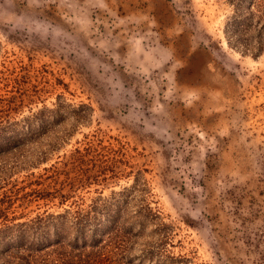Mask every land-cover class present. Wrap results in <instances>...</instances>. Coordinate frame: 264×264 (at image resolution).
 <instances>
[{
    "label": "rangeland",
    "instance_id": "374dc122",
    "mask_svg": "<svg viewBox=\"0 0 264 264\" xmlns=\"http://www.w3.org/2000/svg\"><path fill=\"white\" fill-rule=\"evenodd\" d=\"M226 12L217 0H0V69L28 72L8 86L13 119L54 115L27 146L46 160L10 173L0 206L23 210L16 221L70 206L18 198L76 146H116L124 170L101 189L145 179L172 225L163 264H264V52L227 43Z\"/></svg>",
    "mask_w": 264,
    "mask_h": 264
},
{
    "label": "trees",
    "instance_id": "16d2710c",
    "mask_svg": "<svg viewBox=\"0 0 264 264\" xmlns=\"http://www.w3.org/2000/svg\"><path fill=\"white\" fill-rule=\"evenodd\" d=\"M217 1L227 6L223 24L227 43L255 57L262 54L264 0ZM25 67L20 63L17 71L16 66L0 69V87L6 90L0 98L10 109L0 113L1 188L6 187L10 173L19 167L38 166L46 160V152L29 151L27 146L40 134L32 124L44 127L54 115L46 116L40 110L21 120L13 119L17 95L8 94V86L26 81ZM119 150L116 146L88 143L44 166L43 172H30L29 189L20 194L19 205L26 207L41 200L53 204L56 201L61 207L71 200L68 207L53 211L45 208L27 220L16 221L25 212L9 215L6 200L1 198L0 264H163L166 258L174 259L166 251L172 225L161 220L158 210L147 201L144 178L103 193L101 188L124 170L120 166L125 163L123 160L108 155ZM91 185H97V194L86 202L78 193Z\"/></svg>",
    "mask_w": 264,
    "mask_h": 264
}]
</instances>
